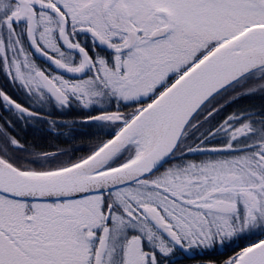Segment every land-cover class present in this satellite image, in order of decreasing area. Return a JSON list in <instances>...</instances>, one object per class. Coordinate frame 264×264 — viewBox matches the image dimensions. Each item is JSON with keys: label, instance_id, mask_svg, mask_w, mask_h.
Listing matches in <instances>:
<instances>
[{"label": "snow or ice", "instance_id": "6c2138e0", "mask_svg": "<svg viewBox=\"0 0 264 264\" xmlns=\"http://www.w3.org/2000/svg\"><path fill=\"white\" fill-rule=\"evenodd\" d=\"M0 78V264H264V0H0Z\"/></svg>", "mask_w": 264, "mask_h": 264}, {"label": "flooded vegetation", "instance_id": "af4514ba", "mask_svg": "<svg viewBox=\"0 0 264 264\" xmlns=\"http://www.w3.org/2000/svg\"><path fill=\"white\" fill-rule=\"evenodd\" d=\"M0 123H3V121H0ZM17 131H19V129H17ZM9 132L12 135H16V132L12 131V129H9ZM22 136L23 142L26 145H39L47 148L49 145L59 144L61 147H67V145L62 144L61 140L56 139L54 136H47L39 133H34L32 127L30 126L24 129ZM183 259L184 257L180 258V260L182 261Z\"/></svg>", "mask_w": 264, "mask_h": 264}, {"label": "trees", "instance_id": "16d2710c", "mask_svg": "<svg viewBox=\"0 0 264 264\" xmlns=\"http://www.w3.org/2000/svg\"><path fill=\"white\" fill-rule=\"evenodd\" d=\"M3 84V79L0 78V85ZM6 86V85H5ZM17 97L22 101L23 97L20 96L18 93L16 94ZM244 105H258L261 103V101L256 98V99H246L244 101L241 102ZM0 116H7L6 112H0ZM2 121V120H0ZM223 257V250H219L217 253H215L212 257H206L203 256L202 254H196V255H188L185 254L183 261L180 260V264H203L204 261L208 260V259H220Z\"/></svg>", "mask_w": 264, "mask_h": 264}]
</instances>
